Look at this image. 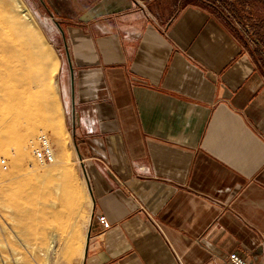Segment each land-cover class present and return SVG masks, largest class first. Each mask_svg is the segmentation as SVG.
Segmentation results:
<instances>
[{"label":"crops","instance_id":"obj_1","mask_svg":"<svg viewBox=\"0 0 264 264\" xmlns=\"http://www.w3.org/2000/svg\"><path fill=\"white\" fill-rule=\"evenodd\" d=\"M46 2L92 188L78 264H264V70L231 22L199 0Z\"/></svg>","mask_w":264,"mask_h":264},{"label":"rangeland","instance_id":"obj_2","mask_svg":"<svg viewBox=\"0 0 264 264\" xmlns=\"http://www.w3.org/2000/svg\"><path fill=\"white\" fill-rule=\"evenodd\" d=\"M199 1L215 6L231 22L264 70V23L257 21L264 13V6L252 2L249 6H243L237 1L227 0L231 7L233 5L238 9L247 26L245 27L231 12V7L221 0ZM21 3L29 8L33 16V35L40 45L39 49L47 55V62L58 63L53 80L59 81L60 91H57L58 102L53 99L52 108L45 109L43 106L48 98L44 87L48 86L47 82L41 81L42 85L39 87L27 83L26 90L25 86L21 88L25 90L23 99L27 98L29 101L25 110L16 107L15 103L5 101V104L0 105V122L7 120L12 123L5 132L4 150H0V264H78L81 260L75 252L84 237L83 225L89 212L83 196V183L85 182L86 188H89V184L83 166L84 159L79 162V154L76 157L73 148L74 135L71 118L67 114L68 100L65 93L67 80L66 68L63 66V41L57 28L59 22L53 20L54 16L51 15L46 0H21ZM13 6V0H0V20L13 12ZM249 13L252 14L251 17ZM258 39L261 44L257 42ZM44 119L47 122L53 121L51 127ZM29 126L36 130L38 127L39 131H35V135L29 138L32 142L27 141L31 142L27 143L30 145L27 155L14 167V159L18 158L19 147L24 141L21 140V135ZM42 133L50 138L56 158L66 165L62 171L58 170L61 161L56 166H49L48 176L35 170L40 163L35 158L34 148ZM9 171L12 173L5 174ZM51 233H56V243L51 248L53 251L50 249L47 253Z\"/></svg>","mask_w":264,"mask_h":264},{"label":"bare ground","instance_id":"obj_3","mask_svg":"<svg viewBox=\"0 0 264 264\" xmlns=\"http://www.w3.org/2000/svg\"><path fill=\"white\" fill-rule=\"evenodd\" d=\"M13 3H14V6L12 7L13 12L9 13L8 16H5V18L0 20V105H3V103L5 104V102H10L17 104L16 107L23 108V110H25L29 103L26 97L25 100L23 99L24 98L23 93H25V90L27 88L25 84L29 83V85L31 84L30 86L35 85L36 87H39L40 85H42L41 84L42 81V83L47 82L48 84L47 87H44L45 89L44 93L48 99L47 102H45L43 108L45 109H47V107L52 108L51 102L53 101V99L57 101V91L59 89V81L57 79L53 80L54 75L57 72L58 63L57 62L55 63L53 62L52 64L48 63L47 55L39 49L40 45L37 43L35 35H33V29L31 28L32 24L34 25V23H33V16L31 15L29 8L27 6L24 7L21 3V0H13ZM55 55L56 54H54V57ZM23 86H25V90L21 89L24 88ZM34 106L36 107V105ZM31 108L32 107H30L29 111H31ZM18 114L19 113H17V116H19ZM44 122L51 127L52 124L51 122L53 121L49 120V122H47L44 119ZM11 124L8 123L7 120L0 122L1 151L4 150L3 146L6 139L5 132L8 129V126H10ZM36 128L38 130V127ZM37 130L35 129V127L29 126V128L27 127L26 131L21 135V140L24 141L22 145L20 144L21 146L19 147L18 158L14 159L13 162V164L15 165L14 167H16L18 163L22 161L27 155L28 149L30 147V145L28 146L27 143L31 144L32 140L30 139L31 142H27V141L33 134L35 135V131ZM54 131H56V127L54 128ZM73 148L74 151L76 152L77 155L76 157H78V153H77L78 151H76V147L74 143H73ZM78 160L79 162H81V159H79V157ZM58 163H61V165L58 167V170L60 171L64 170L66 166L65 163L63 164V161L61 159H59L58 157L56 158V155L54 161L45 164L40 163L38 165L39 167H36L35 170L39 171L40 174L43 176H48L50 174L49 166L52 165L56 166ZM10 173H12V171L11 172L9 171L8 173L5 172V174L8 175ZM83 177L85 178L84 174ZM83 185H84L83 196L86 199V204H88L89 206V212H87L88 215L85 216L86 221L83 225L84 237L80 241V244L78 245L75 252L80 260L83 259L85 254V245L87 240V232L89 228V220H90L91 204H92L89 188H86L85 182L83 183ZM56 191H58V189H56ZM75 194H77V191L75 192ZM76 198L78 199L77 196ZM56 236H57L56 233H51L50 244L46 250L47 253L51 248L53 249L55 247Z\"/></svg>","mask_w":264,"mask_h":264},{"label":"built area","instance_id":"obj_4","mask_svg":"<svg viewBox=\"0 0 264 264\" xmlns=\"http://www.w3.org/2000/svg\"><path fill=\"white\" fill-rule=\"evenodd\" d=\"M34 155L36 160L41 163H50L55 159L54 146L46 133H42L37 138L35 144ZM100 220L103 224V230L110 227V221L106 215H100ZM205 264H252L245 256L237 251L230 252L226 257V262L222 263L214 258L205 262Z\"/></svg>","mask_w":264,"mask_h":264},{"label":"trees","instance_id":"obj_5","mask_svg":"<svg viewBox=\"0 0 264 264\" xmlns=\"http://www.w3.org/2000/svg\"><path fill=\"white\" fill-rule=\"evenodd\" d=\"M223 3H225L226 5H228L229 7H231V5H229V3H228V1L227 0H221ZM235 2L237 1L238 3H240L241 5H243V6H249L250 5V2H252V3H260V5H263L264 6V0H234ZM231 12L235 15V16H237L239 19V21L241 22V23H243V25L245 26L246 24L242 21V19H241V17H240V15H239V13H238V9H236L233 5H232V7H231ZM246 14H247V12H245ZM250 14V13H249ZM252 16V14H250V16L249 17H251ZM255 20H257V19H255ZM257 21H260V22H263L264 23V13H262V15L261 16H259V20H257ZM245 27H247V26H245ZM259 44H261V41H260V39H258V41H257Z\"/></svg>","mask_w":264,"mask_h":264},{"label":"water","instance_id":"obj_6","mask_svg":"<svg viewBox=\"0 0 264 264\" xmlns=\"http://www.w3.org/2000/svg\"><path fill=\"white\" fill-rule=\"evenodd\" d=\"M57 24H58V26H60L59 23H57ZM78 154H79V158H80L81 160H83L81 153L78 152ZM83 166H85V163H83ZM85 170H86V169H85ZM86 177H87L88 184H89V190H90V192H91V196H92V188H91V186H90V182H89V179H88L87 172H86ZM90 235H91V228H90V226H89V228H88V232H87V241H86V245H85V254H84V255H86V252H87L88 242H89Z\"/></svg>","mask_w":264,"mask_h":264}]
</instances>
